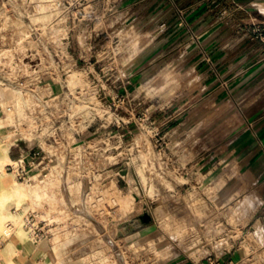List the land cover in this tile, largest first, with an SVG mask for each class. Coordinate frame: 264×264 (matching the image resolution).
I'll list each match as a JSON object with an SVG mask.
<instances>
[{"label":"rangeland","instance_id":"obj_1","mask_svg":"<svg viewBox=\"0 0 264 264\" xmlns=\"http://www.w3.org/2000/svg\"><path fill=\"white\" fill-rule=\"evenodd\" d=\"M32 1L31 19L49 32L44 38L68 34L78 58L71 73L79 78L69 76L67 85L94 89L99 116L79 137L95 141L93 153H82L85 175L68 176L63 166L30 181L7 168L0 175L15 183L38 180L48 192L38 204L25 197L8 205L15 215L0 220V264H17L20 250L11 241L37 242L27 222L31 212L56 222L53 235L41 241L50 253L42 264L67 258L118 264V247L131 243L152 255L148 264H171L196 248L219 252L211 239L212 247L203 246L208 233L238 234L247 251L259 249L264 243L252 228L264 219L244 215L243 226L237 219L238 207L253 196H241L224 211L228 227L215 208L225 185L242 173L231 164L234 145L222 144L243 118L253 116L247 108L264 105V0H96L80 18L69 15L62 24L54 4L44 12L52 0ZM5 3L0 0V50L15 47L12 52L22 55L35 41L23 37L30 19L12 7L3 11ZM0 99V108L17 103L16 88L1 89ZM26 99L19 101L22 109ZM12 143L10 134L0 133V154ZM10 154L17 155L14 146ZM133 195L134 207L125 211L124 200ZM144 213L152 215L150 222L139 221L129 235L119 236L120 225ZM252 261L257 264L256 257Z\"/></svg>","mask_w":264,"mask_h":264},{"label":"built area","instance_id":"obj_2","mask_svg":"<svg viewBox=\"0 0 264 264\" xmlns=\"http://www.w3.org/2000/svg\"><path fill=\"white\" fill-rule=\"evenodd\" d=\"M16 1L18 3H15ZM92 1L95 0H52L55 8L53 13L62 24L63 18L69 15L80 18V14ZM5 2L3 6L6 8H3V11L9 12V8L12 7L13 12L30 19V35L35 40L34 44L24 46L28 48L22 55L18 51L12 52L15 47L0 50V86L17 87L29 97L21 117L16 116L5 125H0V133L10 134L12 145L17 149V155L6 164V168L18 179L26 181L34 179L37 174L46 177L59 166L64 167V172L68 176L85 175L86 172H82L80 165L85 160L82 153L88 149L93 153L95 141L79 137L97 124L99 116L97 92L83 87L69 88L67 85L71 72L78 65V58L68 41L67 33L55 40L51 39L52 37L44 38L49 32L45 33L41 24L31 19L35 12L34 1L5 0ZM29 6L32 9L29 10ZM99 62L98 57L95 63ZM4 82L6 84H2ZM124 89L126 93L129 92L127 85ZM126 93H123V96H126ZM13 103H10L9 107L13 108ZM3 117H7V111L1 110L0 119ZM27 222L37 241L53 235L51 227L56 224L55 221L39 220L37 214L31 212L27 216ZM226 225L228 227L229 222ZM194 235L195 238L198 236L195 232ZM216 236L214 238L211 233L203 235L202 238L206 241L203 246L212 247L211 239L218 242L219 250H227L229 248L227 244L233 236L229 237L228 234ZM134 244L127 245L125 249L118 247L121 251L120 258L117 257L118 264L150 263L152 255L139 247L136 248ZM261 253L259 264H264V250ZM216 255L212 247L211 250L196 248L190 256L198 260L207 258L212 264H221L220 258ZM83 264L115 263L113 261L101 263L98 259L83 261Z\"/></svg>","mask_w":264,"mask_h":264},{"label":"crops","instance_id":"obj_3","mask_svg":"<svg viewBox=\"0 0 264 264\" xmlns=\"http://www.w3.org/2000/svg\"><path fill=\"white\" fill-rule=\"evenodd\" d=\"M104 1L112 3L113 0H98L95 3ZM128 82L131 83L132 80L130 79ZM245 113L253 116L248 117V119L243 118L236 129L235 135L222 144L227 148L234 145L235 154L231 157V164L236 169L241 170L242 173L241 175L237 174L234 179L225 185L219 198L222 200L221 205L215 208L221 221L227 224V213H224V211H228L236 199L241 196L249 194L253 196L255 200L252 203H243L238 207L241 210L237 215L239 226H243L244 215L252 219L255 217L264 219V105H253L247 108ZM256 236L259 241H262L261 243H264V231H260ZM241 238L238 236L230 237L231 247L225 251L220 250L217 252L216 257L220 258L221 264H253L252 259L254 257H256L254 262L259 264L261 253L259 254L258 250L263 252L264 244L259 249L255 248V250L247 251L243 247L244 240H241ZM41 241L43 240L30 244L16 240L17 248L20 250L15 256L17 264L46 263L50 253L48 249L41 247ZM2 260L5 261L3 257ZM65 261L61 264H83L82 261L78 260L73 263L69 258ZM171 264L212 263L207 258L198 260L188 255L186 258H182V256L175 257Z\"/></svg>","mask_w":264,"mask_h":264},{"label":"bare ground","instance_id":"obj_4","mask_svg":"<svg viewBox=\"0 0 264 264\" xmlns=\"http://www.w3.org/2000/svg\"><path fill=\"white\" fill-rule=\"evenodd\" d=\"M52 6H53V2L49 1L48 4H45L44 12L45 13H50ZM46 7H48V8H46ZM44 23L45 22L43 21V24ZM23 37H25L28 40L32 39L31 35H30V32L29 31L27 32V30H26V35H25V32H23ZM30 44L32 45V44H34V42H32ZM75 76H79L77 71L73 72L70 75V81H76L79 78V77L78 78L76 77V78L73 79V77H75ZM2 84H6V83L4 82ZM84 84L85 83H83V85ZM8 87H12V86L11 85H4V87L0 86V90L4 89V88H8ZM15 88H16V93H17V99H18L17 103L18 104L15 103V102L13 103V101H10L6 105V108H0L2 111H7V117H3V118L0 119V125H2V126L5 125L8 120H10V119H12V118H14L16 116L21 117L22 114H23V111L25 109V107H24V109L21 108L22 105H20L19 101L23 97L26 98V96H24L22 94V92H23L22 90H20L17 87H15ZM0 100H2V99H0ZM28 100H29V98L27 97V99H26L27 103H28ZM10 103L14 104L13 108L9 107ZM3 106H5V105H3ZM12 146L13 145L10 146V144H9L8 146H6L4 148V152L2 154H0V175L1 176H5V174H6V167L5 166L12 159L11 154H10V147L12 148ZM38 176H39V174L35 175V178L37 179ZM72 183H74V185H75V182H72ZM42 186L43 185L40 186L38 180H36L35 183H26L24 181L20 182V183H15L13 180H9L8 178L1 177L0 178V220L4 219V218H7V217H14L15 214L9 213V211H8V205L14 199H23L25 197H29V198L31 197L32 203H34V204L41 203V201L48 195V192L46 190H42L40 188ZM105 189L106 188H104V190ZM107 189L109 191L111 190V188L110 189L107 188ZM121 194L124 195V193H121ZM136 199L137 198L135 197V195H133V198L131 200L128 199V198L126 200H124V203H126L125 205H123L124 210L125 211L130 210L131 207L133 206V203H135ZM8 224H12V223L9 222ZM252 229H253L252 233L258 235L260 233V231H264L263 223L262 224H258L257 223L256 226H253ZM195 231H196V229H195ZM131 234H133V233H131ZM15 246H16L15 242L11 241L10 242V247L13 249V248H15ZM4 263H5V261H4Z\"/></svg>","mask_w":264,"mask_h":264},{"label":"water","instance_id":"obj_5","mask_svg":"<svg viewBox=\"0 0 264 264\" xmlns=\"http://www.w3.org/2000/svg\"><path fill=\"white\" fill-rule=\"evenodd\" d=\"M152 220V215L150 213H144L136 218L129 220L125 222L124 224L120 225V232L119 236L130 233L134 231L136 223L141 221V222H150Z\"/></svg>","mask_w":264,"mask_h":264}]
</instances>
